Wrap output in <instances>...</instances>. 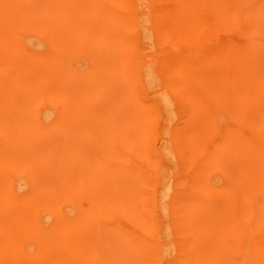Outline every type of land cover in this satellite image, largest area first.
Instances as JSON below:
<instances>
[{
    "label": "bare ground",
    "instance_id": "6f19581e",
    "mask_svg": "<svg viewBox=\"0 0 264 264\" xmlns=\"http://www.w3.org/2000/svg\"><path fill=\"white\" fill-rule=\"evenodd\" d=\"M0 264H264V0H0Z\"/></svg>",
    "mask_w": 264,
    "mask_h": 264
},
{
    "label": "rangeland",
    "instance_id": "374dc122",
    "mask_svg": "<svg viewBox=\"0 0 264 264\" xmlns=\"http://www.w3.org/2000/svg\"><path fill=\"white\" fill-rule=\"evenodd\" d=\"M172 258L170 259V262H171Z\"/></svg>",
    "mask_w": 264,
    "mask_h": 264
}]
</instances>
